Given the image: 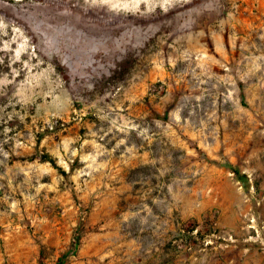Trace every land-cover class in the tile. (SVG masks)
Wrapping results in <instances>:
<instances>
[{"label": "rangeland", "instance_id": "obj_1", "mask_svg": "<svg viewBox=\"0 0 264 264\" xmlns=\"http://www.w3.org/2000/svg\"><path fill=\"white\" fill-rule=\"evenodd\" d=\"M60 259L264 264V0H0V264Z\"/></svg>", "mask_w": 264, "mask_h": 264}, {"label": "trees", "instance_id": "obj_2", "mask_svg": "<svg viewBox=\"0 0 264 264\" xmlns=\"http://www.w3.org/2000/svg\"><path fill=\"white\" fill-rule=\"evenodd\" d=\"M41 160H42L43 162L51 163L52 166H54L55 168H58L57 165H56V162L54 161V159H52V158H51L49 155H47V154L42 155ZM58 169H59L60 173H61L63 176H67L66 172H64V171H63L62 169H60V168H58ZM236 173L239 175L238 172H236ZM241 179H242V177H241ZM58 264H65L64 259H60V260H58Z\"/></svg>", "mask_w": 264, "mask_h": 264}]
</instances>
